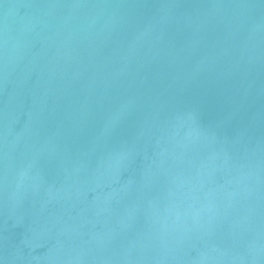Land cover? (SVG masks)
<instances>
[{
	"label": "water",
	"instance_id": "95a60500",
	"mask_svg": "<svg viewBox=\"0 0 264 264\" xmlns=\"http://www.w3.org/2000/svg\"><path fill=\"white\" fill-rule=\"evenodd\" d=\"M0 264H264V0H0Z\"/></svg>",
	"mask_w": 264,
	"mask_h": 264
}]
</instances>
